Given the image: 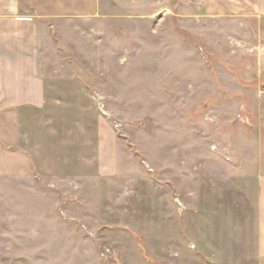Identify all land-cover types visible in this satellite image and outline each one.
<instances>
[{"label":"rangeland","instance_id":"1","mask_svg":"<svg viewBox=\"0 0 264 264\" xmlns=\"http://www.w3.org/2000/svg\"><path fill=\"white\" fill-rule=\"evenodd\" d=\"M76 2L46 18L29 172L0 175V264H264L245 165L263 32L201 0Z\"/></svg>","mask_w":264,"mask_h":264},{"label":"crops","instance_id":"2","mask_svg":"<svg viewBox=\"0 0 264 264\" xmlns=\"http://www.w3.org/2000/svg\"><path fill=\"white\" fill-rule=\"evenodd\" d=\"M226 13L227 7L253 20L264 36V0H201ZM76 0H0V175L29 172L27 154L16 144L20 138V119L31 107L45 101V64L50 41L46 18L54 20L63 5ZM219 9V10H218ZM255 64L248 80L252 88L246 95V172L255 189L257 219L256 251L264 262V41L253 49Z\"/></svg>","mask_w":264,"mask_h":264}]
</instances>
